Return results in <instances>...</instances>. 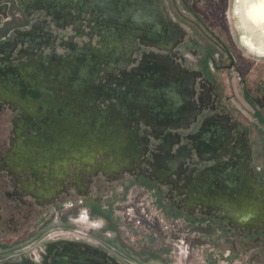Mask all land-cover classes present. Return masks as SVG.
Masks as SVG:
<instances>
[{
    "label": "flooded vegetation",
    "instance_id": "1",
    "mask_svg": "<svg viewBox=\"0 0 264 264\" xmlns=\"http://www.w3.org/2000/svg\"><path fill=\"white\" fill-rule=\"evenodd\" d=\"M223 3L0 0V113L14 135L0 171L16 181L7 195L44 208L69 189L87 196L95 178L130 176L245 245L263 238L264 64L239 53ZM79 99L91 124L72 108ZM49 135L60 152L35 178L27 156L49 155ZM52 264L113 263L67 246Z\"/></svg>",
    "mask_w": 264,
    "mask_h": 264
},
{
    "label": "rangeland",
    "instance_id": "2",
    "mask_svg": "<svg viewBox=\"0 0 264 264\" xmlns=\"http://www.w3.org/2000/svg\"><path fill=\"white\" fill-rule=\"evenodd\" d=\"M222 6L224 26L233 34L239 53L246 61L264 64V55L245 45L250 52L242 43L245 31L235 15L236 0H224ZM178 14L185 15L182 6ZM12 15L20 23L19 11ZM183 26L188 28L189 23L183 22ZM72 102L78 118L90 115L91 119L85 99ZM12 119L10 112L0 113V163L11 148ZM46 142L49 155L27 156V160H35V178L40 171L47 178L45 172L52 169V159L60 152L55 135L47 136ZM259 164L264 171V161ZM15 182L0 171V264H52L67 246L93 252L113 264H264V237L245 245L244 239L233 238L212 220L191 218L175 209L164 187L144 179L125 176L108 182L95 178L87 183V196L69 189L44 208L29 199L25 205L11 199L7 194Z\"/></svg>",
    "mask_w": 264,
    "mask_h": 264
},
{
    "label": "bare ground",
    "instance_id": "3",
    "mask_svg": "<svg viewBox=\"0 0 264 264\" xmlns=\"http://www.w3.org/2000/svg\"><path fill=\"white\" fill-rule=\"evenodd\" d=\"M235 15L245 31L243 43L264 55V0H236Z\"/></svg>",
    "mask_w": 264,
    "mask_h": 264
},
{
    "label": "water",
    "instance_id": "4",
    "mask_svg": "<svg viewBox=\"0 0 264 264\" xmlns=\"http://www.w3.org/2000/svg\"><path fill=\"white\" fill-rule=\"evenodd\" d=\"M101 66H103V65H99V68H100Z\"/></svg>",
    "mask_w": 264,
    "mask_h": 264
}]
</instances>
